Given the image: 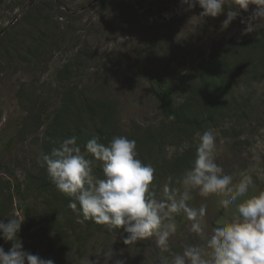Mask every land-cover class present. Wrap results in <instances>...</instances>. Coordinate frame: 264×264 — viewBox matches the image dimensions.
<instances>
[{
  "label": "rangeland",
  "instance_id": "rangeland-1",
  "mask_svg": "<svg viewBox=\"0 0 264 264\" xmlns=\"http://www.w3.org/2000/svg\"><path fill=\"white\" fill-rule=\"evenodd\" d=\"M202 11L198 4L189 10L182 0H0V160L11 165L38 217L46 214L63 221L57 202L60 193L55 187H42L39 177H49L37 157L46 132L52 133L64 86L75 97L80 119L91 133L92 126L104 121L113 136L135 139L139 158L156 169L153 183L159 195L169 177L172 187H181L178 181L195 157L197 133L209 128L216 133V163L233 175L234 182L241 173L251 175L255 192L264 191V70L257 61L236 66L231 75L232 93L246 98L245 107L237 116L224 111L202 129L165 121L151 94L149 73L155 72L174 89L177 103L183 104L199 88L200 76L210 63L236 49L249 51L264 32V21L257 20L256 30L244 34L246 23L241 21L252 16L255 5L241 11L226 30L221 25L227 6L216 18H201ZM45 32L44 42L39 43ZM84 101L94 104L93 112ZM101 109L103 119L96 116ZM185 143L189 147L181 151ZM96 171L101 175L99 167ZM11 182L13 176L0 170V221L4 223L13 215L24 218ZM193 197L195 206L207 205L209 230L234 211L220 207L217 197L205 199L195 192ZM176 223L168 253L160 252L155 238L128 247L123 243L127 235L123 228L110 233L101 225L83 226L59 237L46 229L26 231L22 224L18 236L25 251L54 264H105L103 252L99 256L96 252L111 247L108 264L117 260L160 264L161 256L170 261L186 246L202 243L182 215ZM0 247L8 252L11 243L0 239Z\"/></svg>",
  "mask_w": 264,
  "mask_h": 264
},
{
  "label": "clouds",
  "instance_id": "clouds-1",
  "mask_svg": "<svg viewBox=\"0 0 264 264\" xmlns=\"http://www.w3.org/2000/svg\"><path fill=\"white\" fill-rule=\"evenodd\" d=\"M191 10L197 4L203 10L200 17L216 18L228 7L222 30H226L239 16L255 5L246 23L244 34L256 30L254 21H264V0H182ZM195 157L190 169L178 181L181 187L165 183L162 195L154 185L155 167L139 158L135 139L116 135L107 143L98 136L82 146L76 136L63 139L50 154L41 153L37 163L46 167L55 188L69 199L68 208L76 214V222L92 221L107 231L123 228L126 246L155 238L161 253L170 251V238L177 234L176 217L190 222V232L202 243L186 246L182 253L169 261L161 256L160 264H264V191L255 192L251 175L241 173L234 182L216 163V133L212 128L197 133ZM185 143L181 151L188 148ZM99 167L101 175H97ZM250 191L253 194H250ZM193 192L202 198L217 197L220 207L232 210L228 218H220L209 230L205 217L207 205L195 206ZM59 218V217H58ZM24 219L13 215L7 223L0 221V239L11 243L5 252L0 247V264H54L23 249L18 234ZM103 252L105 264L113 257L111 248ZM115 264H123L117 260Z\"/></svg>",
  "mask_w": 264,
  "mask_h": 264
},
{
  "label": "trees",
  "instance_id": "trees-1",
  "mask_svg": "<svg viewBox=\"0 0 264 264\" xmlns=\"http://www.w3.org/2000/svg\"><path fill=\"white\" fill-rule=\"evenodd\" d=\"M46 36L47 33H43L38 42L43 43ZM252 43L253 45L249 51L240 53L239 49H236L231 51L227 57L210 63V67L204 69L200 76L199 88L193 90L192 96L186 99L183 104L177 103L174 89L170 87L162 75L150 72V90L158 101L161 117L175 127L202 129L206 124L212 122L215 116L218 119L223 116L224 111H233L237 116L240 110L245 107L246 98L232 93L230 79L235 67L249 65L252 61H257V67L264 70V32L258 41ZM68 74L69 71L67 70L63 72L67 80H69ZM66 79H63V85ZM61 88L63 97L61 96V103L55 110L56 115L51 122L52 133L46 132L42 153L50 154L52 149L57 148L63 139L71 136H76L79 144L86 143L94 136H98L101 143L109 141L115 134L114 131L105 128V122L102 121L101 124L99 123V127L92 126L93 133H91L90 127L84 126L80 119L81 114L78 106H76L75 97L64 90V88L67 89V86ZM57 92V90L54 91V94H57ZM84 102V107L93 112L94 109L91 106L94 104ZM43 104L39 105L43 106ZM96 116L103 119V109L96 110ZM38 118L40 119L41 116L39 115ZM21 133L23 134V130H21ZM43 169L46 170V167H43ZM0 170H4L13 176L12 190L17 199L18 209L23 214V227L26 231L34 232L38 229H46L60 237L69 231L77 232V229H81L83 226L92 227L96 225L92 221H86L84 224L77 223L76 214L68 208L69 199L60 192L57 202L60 203L63 221L46 214L38 217L29 202L28 191L24 189L23 184L20 183L21 181L14 176L11 165L0 160ZM39 180L44 189L55 187L50 179L45 180L39 177Z\"/></svg>",
  "mask_w": 264,
  "mask_h": 264
}]
</instances>
